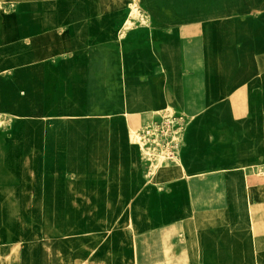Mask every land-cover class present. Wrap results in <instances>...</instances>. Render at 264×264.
<instances>
[{"label": "crops", "instance_id": "0c3cea01", "mask_svg": "<svg viewBox=\"0 0 264 264\" xmlns=\"http://www.w3.org/2000/svg\"><path fill=\"white\" fill-rule=\"evenodd\" d=\"M166 1L0 0V264H264V165L156 148L169 57L193 63L201 32L242 62L207 78L261 74L264 3ZM137 2L170 18L165 44L127 28Z\"/></svg>", "mask_w": 264, "mask_h": 264}, {"label": "rangeland", "instance_id": "374dc122", "mask_svg": "<svg viewBox=\"0 0 264 264\" xmlns=\"http://www.w3.org/2000/svg\"><path fill=\"white\" fill-rule=\"evenodd\" d=\"M259 1L264 3V0H243V3L251 6ZM153 5L144 3L142 6L141 2H137L132 6L134 17L128 20L127 28L149 31L145 37L155 46L160 42L165 44L172 32L170 18L162 17L159 23ZM173 5V0L164 3L165 8H172ZM261 24L262 33L259 34L264 37V21ZM200 33L199 48H196L199 54L194 55L193 63L174 65L171 64L172 59L169 57L170 64L165 65L171 78L177 75L183 78L171 79V92L174 93L172 112L171 116L164 117L161 122L163 124L165 120L171 121V125L162 131L168 142L166 147L164 142L158 141L157 151L167 153L168 156H177V153L189 148L187 143L190 142L191 146L193 141H200L202 145L205 143L206 152L215 150L222 153L224 167L245 163L261 167L264 165V53L263 58L258 54L256 57L259 58L254 61L257 71L262 72L261 74L207 78L208 71L225 74L227 65L233 64L234 68L238 69L242 62L218 61L215 55L208 53L207 42ZM184 53L186 59V48ZM190 59L193 60L192 57ZM176 61L177 59L175 63ZM158 72L160 73V69ZM239 96H244L243 108L237 106L236 98ZM195 119H201L205 123L203 127L198 128L199 135L196 133L192 135L190 133L192 128L188 127ZM145 143L143 142V145Z\"/></svg>", "mask_w": 264, "mask_h": 264}, {"label": "built area", "instance_id": "2783aa9c", "mask_svg": "<svg viewBox=\"0 0 264 264\" xmlns=\"http://www.w3.org/2000/svg\"><path fill=\"white\" fill-rule=\"evenodd\" d=\"M164 123H166L165 125H167V128L171 125V121L170 120H165V122ZM147 134H150V131H147ZM137 137H139V136H137ZM139 141H141L142 142V144H143V140H142V138L141 137H139V139H138Z\"/></svg>", "mask_w": 264, "mask_h": 264}]
</instances>
